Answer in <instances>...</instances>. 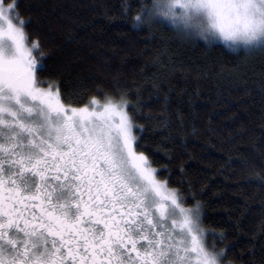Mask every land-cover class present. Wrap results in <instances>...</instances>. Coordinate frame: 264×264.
Segmentation results:
<instances>
[{
	"label": "snow or ice",
	"instance_id": "6c2138e0",
	"mask_svg": "<svg viewBox=\"0 0 264 264\" xmlns=\"http://www.w3.org/2000/svg\"><path fill=\"white\" fill-rule=\"evenodd\" d=\"M139 2L133 28L166 20L264 51V0ZM121 8L127 16L130 0ZM29 23L19 0H0V264H224L228 246L207 236L226 233L202 227L200 201L186 206L138 151L141 104L124 92L65 104L85 89L62 95L39 77L44 53L37 60Z\"/></svg>",
	"mask_w": 264,
	"mask_h": 264
},
{
	"label": "trees",
	"instance_id": "16d2710c",
	"mask_svg": "<svg viewBox=\"0 0 264 264\" xmlns=\"http://www.w3.org/2000/svg\"><path fill=\"white\" fill-rule=\"evenodd\" d=\"M123 3L19 0L37 60L44 53L39 77L62 95L85 89L64 99L77 107L105 93L138 101L147 145L138 151L186 206L200 201L202 227L226 233L208 244L228 246L224 264H264V51L206 42L166 20L133 28L140 2L130 0L127 16Z\"/></svg>",
	"mask_w": 264,
	"mask_h": 264
},
{
	"label": "rangeland",
	"instance_id": "374dc122",
	"mask_svg": "<svg viewBox=\"0 0 264 264\" xmlns=\"http://www.w3.org/2000/svg\"><path fill=\"white\" fill-rule=\"evenodd\" d=\"M5 26V28H6V24L4 25ZM177 28V27H176ZM181 32H183V31H181ZM184 33V32H183ZM185 34V33H184ZM186 35H188V36H191V37H198V38H200L201 40H203V41H206V42H219V43H222V44H224L225 46H227L228 48H230V49H233V48H231L230 46H229V42H227V41H225L224 39H223V37H220V36H216V37H208V39H205V37L204 36H202V35H197V34H186ZM41 87H44V86H41ZM44 88H47V87H44ZM54 90V89H53ZM158 178V177H157ZM159 179V178H158Z\"/></svg>",
	"mask_w": 264,
	"mask_h": 264
}]
</instances>
